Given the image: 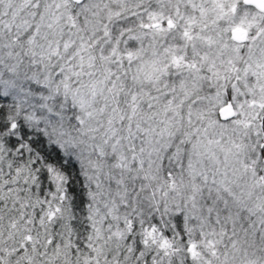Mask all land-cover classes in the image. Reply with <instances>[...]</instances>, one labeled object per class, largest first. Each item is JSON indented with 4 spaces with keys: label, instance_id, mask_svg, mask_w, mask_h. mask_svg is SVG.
I'll return each mask as SVG.
<instances>
[{
    "label": "snow or ice",
    "instance_id": "6c2138e0",
    "mask_svg": "<svg viewBox=\"0 0 264 264\" xmlns=\"http://www.w3.org/2000/svg\"><path fill=\"white\" fill-rule=\"evenodd\" d=\"M0 264H264V0H0Z\"/></svg>",
    "mask_w": 264,
    "mask_h": 264
}]
</instances>
